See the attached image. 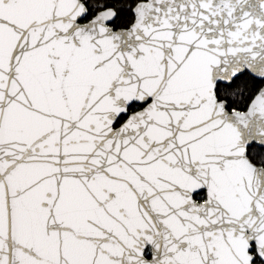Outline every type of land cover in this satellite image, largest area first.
<instances>
[{"label":"snow or ice","instance_id":"obj_1","mask_svg":"<svg viewBox=\"0 0 264 264\" xmlns=\"http://www.w3.org/2000/svg\"><path fill=\"white\" fill-rule=\"evenodd\" d=\"M0 264H264V0H0Z\"/></svg>","mask_w":264,"mask_h":264}]
</instances>
